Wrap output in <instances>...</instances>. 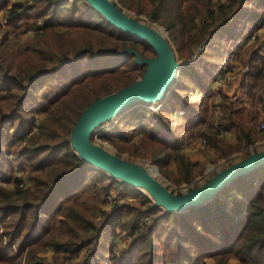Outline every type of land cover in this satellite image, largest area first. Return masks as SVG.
Returning a JSON list of instances; mask_svg holds the SVG:
<instances>
[{
	"label": "trees",
	"instance_id": "trees-1",
	"mask_svg": "<svg viewBox=\"0 0 264 264\" xmlns=\"http://www.w3.org/2000/svg\"><path fill=\"white\" fill-rule=\"evenodd\" d=\"M33 1L29 6L21 0L14 1L7 7L8 26L0 40V162L8 152L7 143L2 141L3 124L22 119L27 101L41 83H52L54 89L43 97L46 104L40 108L48 115L38 134L22 148L29 153L30 161L37 159L29 170L33 188L0 189V224L4 225L0 230V264H60L56 257L51 263L39 255L46 249L67 257L79 255L84 248L87 254L83 261L86 257L96 258L107 247L113 227L123 229L125 225L132 226L133 234L120 259H114L112 264H166L169 260L172 264H208L206 259L212 260L211 264H264V165L232 180L212 201L186 212L168 213L154 207L144 191L113 179L74 154L69 135L81 110L95 98L126 86L146 68L137 65L133 55L120 53L125 48L136 49L144 57H154L155 53L145 41L111 26L84 0ZM222 1L116 3L165 30L178 60L188 62L179 67V77L193 78L206 90L212 71L220 64L219 56L210 54L209 48L216 38L224 36L226 29L228 32L251 0ZM7 2L0 0V11L6 9ZM28 7L38 9L33 18L42 16L45 24L32 29V40L21 47L14 40L34 26L27 22L24 10ZM61 12L67 15L65 19ZM83 15L86 20L81 19ZM23 20V24L18 23ZM203 42L201 51L192 58ZM260 42H247L233 55L237 64L249 69L248 77L253 82H246L244 74H239L220 90L222 102L215 106L219 108V128L207 123L203 99L198 118L182 119L174 130L159 118L167 133L144 131V139L154 144L147 151L151 163L163 173L173 161L176 184L192 182L196 167L178 151L179 131L192 135L191 129L206 125L196 130L195 136L203 138L221 157L256 141L257 120L264 119V88L260 94L252 91L260 81L264 84V44ZM184 91V84L172 91L171 108L191 109L192 104L182 95ZM245 94L251 98L249 105L240 102ZM226 129L234 131L235 144L218 138ZM124 133L116 135L125 148L117 147L105 135L101 139L116 146L117 156L125 152L146 157ZM248 155L245 153L243 158ZM112 187L124 193L132 191L134 202L105 207L100 196ZM123 213L131 214L125 224L119 223ZM140 218H146L145 222L133 227ZM15 239L18 247L13 252L8 246Z\"/></svg>",
	"mask_w": 264,
	"mask_h": 264
},
{
	"label": "rangeland",
	"instance_id": "rangeland-1",
	"mask_svg": "<svg viewBox=\"0 0 264 264\" xmlns=\"http://www.w3.org/2000/svg\"><path fill=\"white\" fill-rule=\"evenodd\" d=\"M14 1L19 0H8L6 4V9L0 11V40L4 35V31L7 30L8 26V15L5 14L7 7H9ZM25 4H33V0H21ZM116 2V0H113ZM218 0H214V3H217ZM220 2H223L220 0ZM264 0H251L244 11L238 16V18L233 22L232 26L228 28V32L224 33V36H220L219 39H215L212 47L209 48V52L212 55L219 56V66L218 68L212 71V75L209 79L208 86L206 90H202L201 86L193 78H184L180 76L178 71V77L174 81L173 85L170 87L162 103L157 102L155 104H142L137 103L126 109H124L119 115H117L111 121L105 123L99 127L92 136V141L108 151L116 155L117 148L112 145L107 140H102L101 136L105 135L110 141H115L117 147L125 148L126 145L122 143L121 140H118L119 134H127L130 139L129 143H134L138 151L141 154H144L146 157L142 156H129L127 153L123 152L119 154V157L139 163L147 168L153 177H158V179L163 183V185L174 194H180L182 192L190 190L199 184L205 182L208 178L214 175L217 171L222 170L226 166H229L231 163L240 160L243 158L245 153L250 154L251 152L259 151L264 149V128H260V125L264 122V119H258L256 123V141L253 144H250L239 151H235L226 157H221L220 154H217L213 149L208 147L206 141L199 137L195 136L196 130H201L206 127V125H201L200 127H195L191 129L192 135L186 131H179L180 142L178 144V151L180 154L185 155L189 161L195 163L196 167L194 169L195 178L190 183L176 184L174 178L177 177V172L175 169L174 162L171 161L170 165L163 169V173H160L155 165H153L148 157L147 151L154 144L144 139V131L146 129H153L157 132L167 133L164 126L160 124L162 121L157 119H163L165 123L170 126L172 130L176 129L178 123L185 118H198L199 114H202V101L203 99L206 102V121L210 122L212 126L218 127V118L219 108L215 107L221 104V93L220 90L227 87L228 83L232 80H235L239 74H244L246 82H253L252 78L248 77L249 69L245 68L243 64H237L233 55L238 51L239 46L245 45L247 42L249 45L257 43V40L261 44H264ZM124 11L130 15L134 16L145 23H150L151 21L147 20L144 16L136 15L135 13L125 9ZM23 11V10H22ZM21 12V11H20ZM28 17L27 22L29 24L34 23V26L31 29H26L25 32L18 34L17 38L14 40L15 43L21 47L26 45V42H29L33 38L32 29L35 27L43 26L45 23L44 17H36L38 9L27 8L24 10ZM62 18L65 19L67 15L61 12ZM143 18V19H141ZM82 20L85 19V15L81 17ZM25 20L19 21L18 23L23 24ZM49 26H51L48 23ZM47 25V26H48ZM156 25V24H155ZM160 27V26H159ZM160 29L165 32L168 41L170 42L172 48L174 49L172 41L169 39L165 30L161 27ZM60 30V28H56ZM14 35L11 36V38ZM219 43V45H215ZM140 47V46H139ZM217 47V48H216ZM174 51V50H173ZM201 49L198 48L197 52L194 54L196 56ZM177 57V61L182 64H185L186 61L178 60V55L174 51ZM193 58V57H192ZM188 63V62H187ZM238 66L236 73H231L235 69V66ZM126 65H121L120 67L125 68ZM229 70V71H227ZM140 74L135 75V78H138ZM133 79V80H134ZM1 83V82H0ZM263 81L259 82V85L252 89L256 94L262 93L264 88ZM179 84L185 85V91L183 97L186 102L192 104L190 110L182 109L177 107L176 109L171 108L173 102L172 91ZM40 88L37 86V89L33 91L29 100L27 101L23 109L22 119L10 120L5 122L4 134L2 136V141L6 142V148L8 152L5 155V159L0 162V189L11 191L15 189H24L29 187L33 188V182L30 179V165L36 160L30 161L29 153L23 151V147L27 144L29 138H33L38 134L40 124L46 119L48 112L44 113L41 110V106H44L46 103L43 101V97L50 95L53 90L52 83L48 84L47 82L41 83ZM209 95L206 99V94ZM250 92V90H249ZM248 92V93H249ZM104 95V94H103ZM236 99V96H233V100ZM244 104L249 105L251 98L249 95H243L242 100L240 101ZM218 108V109H217ZM178 111H182L183 114L178 115ZM198 114V115H197ZM219 128V127H218ZM190 129V128H189ZM223 133L221 136L218 135V138L222 139L226 143L235 144L234 131L232 129L222 130ZM194 133V134H193ZM195 137H194V136ZM117 138V139H116ZM156 144V143H155ZM153 166H152V165ZM152 167H151V166ZM154 168L157 170V174L154 172ZM138 190V189H137ZM140 192H143L139 190ZM144 193V192H143ZM106 202L105 207H112L117 204L132 203L134 202V194L131 192H120V190L112 187L106 194L100 196ZM131 219L130 213H123L122 217L119 219V223L125 224ZM146 218H140L133 224V227L140 226L141 223H144ZM4 225L0 224V230ZM133 228L132 226L125 225L123 229L115 228L112 229L107 247L103 248L96 258H87L83 259L84 254H87L86 249L81 248L80 254L75 256L73 254H68L67 257L62 254L54 255L53 251L46 249L39 252V255L43 257L46 261L51 262L54 257L58 258L60 264H112L114 259H120L122 249L129 242ZM135 231V230H134ZM18 241L15 239L8 248L15 252L17 251ZM86 251V252H85ZM106 252V253H105ZM26 250L22 253V258L25 260ZM89 256V255H88ZM196 262L194 264H197ZM206 263L211 264L212 260L206 259ZM166 264H172L171 261H167ZM192 264V263H186Z\"/></svg>",
	"mask_w": 264,
	"mask_h": 264
},
{
	"label": "water",
	"instance_id": "water-1",
	"mask_svg": "<svg viewBox=\"0 0 264 264\" xmlns=\"http://www.w3.org/2000/svg\"><path fill=\"white\" fill-rule=\"evenodd\" d=\"M84 1L123 34L145 41L154 50L155 56L144 57L133 48H125L120 53L133 55L135 63L146 68L138 78L126 86L95 98L81 110L69 135V145L81 161L115 180L144 191L153 201L154 207L162 208L168 213L186 212L189 208L204 205L212 201L232 180L264 165V149L251 152L247 157L217 171L198 186L174 194L156 180L143 165L123 159L96 145L91 140V135L97 127L111 121L134 104L160 102L173 85L180 63L165 32L155 23H145L128 15L113 0ZM204 43L199 49H202ZM154 172L157 174L155 168Z\"/></svg>",
	"mask_w": 264,
	"mask_h": 264
},
{
	"label": "built area",
	"instance_id": "built-area-1",
	"mask_svg": "<svg viewBox=\"0 0 264 264\" xmlns=\"http://www.w3.org/2000/svg\"><path fill=\"white\" fill-rule=\"evenodd\" d=\"M24 4H25V2H24ZM29 5H30V4H27V5L25 4V6H29ZM18 11H20V9H18ZM5 14L8 15L7 10H6ZM237 68H238V66L236 65V66H235V69L232 70L231 73H234V74H235V73H236L235 71L237 70ZM227 71H229V70H227ZM155 105H157V103H156ZM157 106H158V105H157ZM217 109H218V108H217ZM177 113H178V115H180V116L183 114L182 111H178ZM215 128L217 129L218 127H215ZM260 128H264V122L260 125ZM221 132H223V131H221ZM221 132H220V134H221V136H223V135H222L223 133H221Z\"/></svg>",
	"mask_w": 264,
	"mask_h": 264
},
{
	"label": "bare ground",
	"instance_id": "bare-ground-1",
	"mask_svg": "<svg viewBox=\"0 0 264 264\" xmlns=\"http://www.w3.org/2000/svg\"><path fill=\"white\" fill-rule=\"evenodd\" d=\"M141 19H143V18H141ZM177 77H178V75L176 74V75H175V79H174V81H176ZM173 83H174V82H173ZM168 92H169V91H168ZM165 96H166V94H165ZM165 96L162 97L160 101H163L164 98H165ZM161 103H162V102H161ZM150 166H151V165H150ZM144 167H145V166H144ZM151 167H152V166H151ZM145 168L149 171V168H147V167H145Z\"/></svg>",
	"mask_w": 264,
	"mask_h": 264
}]
</instances>
